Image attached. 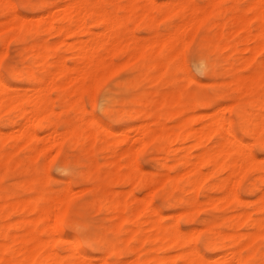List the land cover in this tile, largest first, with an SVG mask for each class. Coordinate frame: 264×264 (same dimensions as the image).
I'll use <instances>...</instances> for the list:
<instances>
[{
  "label": "bare ground",
  "instance_id": "bare-ground-1",
  "mask_svg": "<svg viewBox=\"0 0 264 264\" xmlns=\"http://www.w3.org/2000/svg\"><path fill=\"white\" fill-rule=\"evenodd\" d=\"M8 1L10 3L8 4L9 8L5 6L6 0H0L1 15L9 14V9L16 10V8L11 4V1ZM174 1H172V4H168V7L164 10V15H162L166 19H170L174 15L178 16L182 22L177 23V26L174 25L175 27H173V30L168 34L163 36L155 34L153 37L151 36L152 38H149L147 42L145 41V43H143L140 38L135 37L136 34L133 33H131V35L133 34L131 37L129 36L125 39L126 43L123 42L124 40L121 36L122 27L124 25L125 27L126 25H129L130 15L138 8V0H128V4L124 8L127 10V15L122 18L117 16L118 13L114 12V9L104 6L101 0H58L56 3L54 2V5L52 6L51 3L49 4L48 2H44L42 4L37 21L36 23L34 22L35 24H29L23 16L13 17L6 23L2 22L3 24L0 26V35H5L10 38L15 37L16 34H18V37L23 31L33 32L44 29L51 31L58 36L74 39L78 38V40H73L72 43L68 44L69 49L73 53L71 56L75 59L73 66H68L64 57L60 54V48L58 47L51 49L47 44H37L32 46L31 49L33 50L34 57L30 65H26L23 69L21 68L22 71L20 72L18 71L19 69H17V71H13L12 69L13 77H21V79L25 78L30 82L32 86L31 94L27 92L25 94L11 92V86L6 84L0 74V113L2 111L8 113L15 110L16 112H19L18 116L20 114L21 118L20 122H13L14 120L11 121V126L16 127V129H11V131L16 130V133H11L10 131V134H3L1 133L0 128V162L3 163L11 159L13 152H15V150H9V152L3 150L4 144L9 141L13 143V148H17L21 145L30 147L32 155L36 158L43 152L53 153V150H56L55 148L58 150L56 153H60L62 144L68 139L73 145L80 146L81 150L87 155L93 154V149L98 141H107L111 144L109 151L111 153L112 164H119L120 158L132 157V153H134V151L137 152V149H139L140 146L144 147L152 141L156 142L157 148L160 152L170 153L171 156L178 161V164L174 162L176 164L174 168H177V175L175 174L176 176L174 175L175 177H172L170 173L166 171L167 174L164 176H162L161 173H153L149 178L145 179L140 176L139 173L142 170L137 166V164H135V162V167L131 172L124 175L122 178L123 181H146L149 184H153L155 182L162 181L178 182L187 178L190 182L192 190L197 193L192 201L193 206H197L202 203L199 198V194L201 192V182L217 172H225L226 177L219 179L220 182L217 183V186L214 185L225 191L224 197H221L220 199L209 198L206 202L211 205L218 206L224 201L231 202L241 199L238 197L237 193H234L233 190V192H230V189H228L230 184L234 183L235 186L238 185L239 175L242 173L241 175L243 176L245 170L248 168L259 169L264 167L257 164L256 156L254 157L251 149L248 150L249 145H247V142H245L234 130L230 118L218 113L211 115L209 113H197L195 108L198 106L207 107L209 106V103L202 100L198 103L196 101L186 102L183 96L186 92L181 89V78L178 79L177 76L174 77V79H171L170 90L164 93L162 92L160 98L157 100H143L142 88L146 82L157 83L161 82L167 76H174L172 69L173 60L178 57L180 50L182 49L184 51L182 52L183 54H181L185 57L184 52L187 45L185 46L184 44L190 38V40H192V36L197 33L196 31H198L202 22L208 14L211 13L210 10L214 8L219 0H208V4L210 5L209 8L203 9L200 8V6L198 7V4L194 3V0ZM164 2L166 3V1ZM52 8H54L53 10L55 11V14L49 18L50 16H48V14ZM142 8L144 11L141 10L142 12L138 22L148 17L147 13L149 10H145L146 7ZM247 9L248 8H246V10ZM247 11L251 13V16L245 14L246 12L234 14L232 23L230 24L232 31H234L236 36L243 33L242 37L244 38L243 40H245L243 42L247 44L248 49H251V47L254 46V48L258 49V51L264 50V0H250L249 10ZM163 22L162 24H164ZM136 23L137 22L133 24L136 25ZM253 23L257 25V27L255 26L257 31L255 32L252 31ZM96 26L102 27L103 32H101L102 30H100L101 33L94 32L93 27ZM222 30L221 32H219V30V33L217 32L218 40H220V45L218 46L219 51L231 46V43L227 42L225 34ZM189 32L191 37L189 35V38L187 37L188 40L186 41V34ZM8 33H11L12 35L9 36ZM82 33H86L87 35H85L89 36V39L88 37L87 39L86 37L85 39L83 37V39H80L79 37ZM191 33L194 34L192 35ZM234 34L232 35L234 36ZM65 38L63 39V42H65ZM8 42L9 41H7V43ZM130 43L131 45H134V47L128 50V62L126 61V63L122 64V66L112 62H107L109 56L113 57L112 54L120 49L124 50ZM251 43L252 45H250ZM59 44L60 43H58V45ZM233 46H236V48L238 47L237 44H233ZM103 47L105 48V51H107V55L101 53V48ZM209 47V44L202 47V54L197 59L196 66L199 71H202L209 76H214V62H212L210 58ZM51 51L53 52L52 56ZM4 55H6V52L3 53L2 56L0 53V58L4 57ZM51 57L55 58V61L52 63L49 62V58ZM138 58H143L144 64L141 67L140 74L129 83L131 88L138 89L139 91V94L134 97L133 101L130 100L133 104L129 117L135 122L132 127L122 129L120 132H114L92 117L85 123L82 119V124H78L74 127L73 124L71 125L72 128L68 127L69 130L67 129L68 131L66 133H60L58 128L52 124V120H50V115L52 113L50 92L53 89L63 91L66 95L64 98L70 100L69 105L73 108H77L78 111L85 113L86 109L83 107L84 103L82 104V94L87 90H91V93L96 91L103 76L106 74L110 76L115 74L119 71V68L123 67L124 69V67L131 64L132 60L134 62ZM183 60L182 62H184ZM38 66L42 68L43 71L41 72H44L43 74L40 71V75L37 74L38 72L36 73ZM183 66L185 65L183 64ZM245 66H248V63H245ZM184 68H186V66ZM186 70L184 69V71ZM191 79L193 81V78L190 74H188L185 80L188 82L189 80L191 81ZM233 82L236 87L239 90L244 91V93H253L256 87L264 85V61L260 63V66L253 74L250 72V75L246 76L235 75ZM182 84L185 86L187 83L184 85L183 82ZM117 93L118 92L115 90H110L104 94L101 102V108L105 114L117 117L120 116L119 114H116V105L118 103V100H116ZM152 94L153 93H151V95ZM93 97L94 95L92 94L91 98ZM149 106L152 113L147 111ZM255 107H258L262 111L264 108L263 100L256 104L254 108ZM226 108H229V106ZM193 111L195 113L190 114ZM236 112L238 114L239 122L244 125L249 136H253L257 139L259 144L264 147V113H259V115L253 117V113H250L249 111L243 112V108L240 104L236 106ZM147 115L156 119V127L151 126V122H148L147 120ZM170 121L173 125H168V122ZM100 127L102 130L99 129ZM37 128L48 130V134L44 133V135L47 136L45 137L43 144L41 143L42 139L37 132ZM129 129H133L136 133L133 142L140 145L139 148L135 147L136 145L127 149L122 147L124 142L127 144L129 143L131 137V135H129L130 133H128ZM120 135L123 137H120ZM213 138L216 139V142L214 139L215 143H211V146L209 144ZM188 142L191 145H188ZM176 144H186L187 147L191 146L192 149L197 150L198 154L196 153V155H193L195 157L192 155L190 156L192 153L188 155L191 150H189V147L188 153H184V155H181V153L178 154V151L183 149L180 148L181 146L173 148V145ZM182 147H184V150L187 148L185 146ZM98 148L99 147H97V149ZM17 150H19V148H17L16 151ZM135 154L136 153H134V155ZM133 157L135 158V156ZM133 157L128 159V162L131 159L132 161L135 160ZM263 158L264 157H262V159ZM130 164L134 166L133 162ZM72 166V162L65 160L62 165V173L70 172ZM210 167L213 169L212 172H208L209 174H207L206 171V173H204L203 169ZM94 168L96 167L94 166ZM88 176V173H84L81 178L85 179ZM231 181L234 182L231 183ZM158 186H160V184ZM158 186L155 189H158ZM236 187L234 189L237 190ZM151 192L152 191L149 192L150 195H148V193L146 194L148 197L140 200L141 203L139 202L136 211H131L133 214H128V205L125 200H122L123 197L122 199H118L117 197L106 198L109 202V210L117 213V224L119 221H127L134 226L129 231L128 237L130 240L132 239L137 242L138 245L136 247L134 246L132 251L136 253L138 257L133 259V261L130 260V262L132 261L130 264H245L247 260L245 258L246 256L244 257L242 255L243 249H247L248 252H250L249 256L252 259L256 258L259 251L256 247L257 241L264 238V205L260 208L262 215L259 218H255L251 213L246 210H242L239 213H236V215L232 214L234 216V221L228 226L230 227L228 232L217 233L216 230L217 235L229 243V251H227L228 253L226 251V253L219 252L220 250L217 248V244L215 242L208 241L211 249L218 252L212 258V256L207 257L206 255H203L198 250L193 243L191 233L188 232V234L184 235V232H182L177 224L178 222H175V224L170 227L165 226L162 223L164 215L153 205L151 198L153 192ZM69 195L70 194L67 190L53 197H49L46 192H41L38 196L35 195L37 197L35 199L26 198L21 200L15 198L11 201H8L7 198L1 196L0 214L3 213L5 208H8L10 213L15 214V216L18 213L21 216L20 219L13 225L12 229L7 230L8 228H0V238L3 240L0 241V264H94V262L92 263L90 258L83 253L77 245L72 244L73 246H71L70 244L69 246L72 248H69V254L65 253V255L58 247V241L61 239L63 240L60 236L59 225L67 213L68 202L71 197ZM259 200L262 204H264V189L262 190ZM188 211L189 212L185 211V217L188 221H192V213L190 210ZM178 217L177 219H179ZM41 222L45 223V229L43 232L38 227ZM241 226H247V228L250 227L252 230L247 233H238L237 230ZM147 243L151 244L153 248L151 252H149L143 260H141L140 255L143 251L142 247ZM113 246L114 245L107 243L106 250L111 252L115 251L116 248ZM169 248L175 249L178 253H176V255L162 254L163 249L168 250ZM118 252L119 250L117 253ZM103 259H105V257ZM125 262H123V264H125ZM126 264H129V262H126Z\"/></svg>",
  "mask_w": 264,
  "mask_h": 264
},
{
  "label": "rangeland",
  "instance_id": "rangeland-1",
  "mask_svg": "<svg viewBox=\"0 0 264 264\" xmlns=\"http://www.w3.org/2000/svg\"><path fill=\"white\" fill-rule=\"evenodd\" d=\"M10 1L11 4L16 8V10L9 9V14H0V26L3 23L8 22L11 18L18 16L25 17L26 21L29 24H35L38 15L40 14L42 4L44 2H48L49 4L51 3L52 6L54 5V2L56 3L58 0ZM164 1H166V3ZM172 1L174 0H138V8L130 15L129 25H126V27L124 25L122 27L121 36L124 40L123 42L126 43L125 39L129 36L131 37L133 34H136L135 37L140 38L143 43H145V41L147 42L149 38H152L155 34L163 36L171 32L173 30V27H175L174 25L177 26V23L182 22L181 19L175 15L170 19H166L163 17L165 8L168 7V4H172ZM101 2L107 8L114 9V12L118 13L117 16H119V18L127 15V10H125L124 8L128 4V0H101ZM174 2H176V0ZM194 3L198 4L197 6H200V8L202 9L209 8L210 6L208 4V0H194ZM8 4L10 3L8 0H6L5 6L9 8ZM249 4L250 0H219L215 5L216 7L214 6V8L210 10L211 13L208 14V16L205 18V22H202L198 31H196L197 33L194 34V32V35L191 33L193 35L192 40H190L191 38L189 39L190 41L188 40L190 32L186 34V41L188 40L189 43L187 41L184 44L185 46L187 45L184 52L185 57H183L182 55V52L184 51L182 49L180 50V54L178 55V57L175 58L172 62L174 76H167L161 82L157 83L146 82L142 88V97L144 101L145 99L157 100L158 98H160L162 92L164 93L170 90L172 78L174 79V77L176 76L178 77V79L181 78V89L186 92L185 94H183L184 100L186 102L196 101L197 103L202 100L209 103V106L207 107L198 106L197 108H195V111L197 113H209L210 115L218 113L220 115H225L227 118H230L234 130L245 142H247V145L250 146V148L248 146V150L251 149L254 157L256 156L257 164L264 167V158L262 159V157H264V147H262L257 139H255L253 136H249L247 130H245L244 125L239 122L238 114L236 112V106L240 104L243 108V112L249 111L250 113H253V117L259 115V113H264V108L262 111L258 107L254 108V106L261 100H263L264 102V85L256 87L253 93H244V91L239 90L233 82L235 75L246 76L250 75V72L251 74H253L260 66V63L264 61V50L258 51V49L254 48V46H252L251 49H248L247 44L243 42L245 41L242 37L243 33L236 36V34H234V31H232L230 25L232 23L234 14L236 13L246 12L245 14L251 16V13L247 11L249 10ZM142 7H146L145 10L147 11L149 10L147 13L148 17L138 22L141 16V12L144 11ZM246 8L248 9L246 10ZM53 9L54 8L50 10V13L48 12V16H50L49 18H51L55 14V11ZM134 21L137 22L136 25L133 24L135 23ZM162 22L164 24H162ZM252 26V31H257V25L253 23ZM93 30L96 33H99L100 30H102L101 32H103V28L98 26L93 27ZM221 30L224 32L227 42L231 43V46L229 48L223 49L222 51H219L218 46L220 45V40H218L217 32H221ZM131 33L133 34L131 35ZM85 34L86 33H82L79 38L81 39L83 37L85 39L86 37L87 39L88 37L89 39V36H86L87 34ZM232 34H234V36ZM8 35L11 36L12 34L8 33ZM17 35L18 34H16V36L13 38L6 37L5 35H0L1 56L6 52V55L0 58V74L6 84L8 86H11V92H17L21 94H25L26 92L29 94L32 93V86L30 82L25 78L21 79V77H13L12 72L14 70L17 71V69H19L18 71L20 72L23 68L26 67V65H30L34 57L33 50L31 49L33 45L47 44L51 49L58 47L60 48L61 52L59 53L62 54L68 66L74 65L75 59L73 56H71L73 55V53L69 49L68 44L72 43L73 40L77 41L78 38H65L44 29L33 32L23 31L21 34H19L18 37ZM64 38L65 42H63ZM7 41L9 42L7 43ZM58 43L60 44L58 45ZM207 44H209L210 46V58L212 62H214V76H209L204 72L199 71L196 66V61L202 54V47ZM233 44H237L238 47H234ZM250 45H252V43ZM132 47H134V45H131L130 43L124 50L120 49L116 51L114 54H112L113 57H108L107 62H112L114 64L122 66V64H125L127 60L129 61V55L127 54L129 53L128 50ZM101 53L107 55V51H105L104 47L101 48ZM52 54L53 52L51 51V56ZM109 59H111L112 61ZM182 60L184 62H182ZM54 61V57L49 58V62L52 63ZM244 62L248 63V66H245ZM182 63L186 66V68H184L185 66H183ZM143 64V58H138L134 62L132 60L131 64L124 67V69L123 67L119 68V71H117L115 74L111 76L106 74L105 76H103L96 91L91 93V90H87L86 92H84L82 94V104L84 103L83 107L86 109L85 113L78 111L77 108L71 107L69 105L70 100L64 98L66 97V95L63 91L53 89L50 92L51 96L49 95L50 104H52V113L50 115L52 124L58 128L60 133H66L69 128H72L71 125L74 124V127L78 124H82V119L85 123L92 117L101 122L104 126H106V128L114 132H120L122 129H128L132 127L135 122L129 117V113L132 110V101L134 97L139 94V91L138 89L131 88L129 86V83L140 74ZM184 69H187L188 71H184ZM39 71H43L40 66H38V68L36 69V73L38 72V75H40ZM41 73L43 74L44 72ZM187 73L190 74V76L193 78V81L192 79L188 82L185 80L188 76ZM183 82L184 85L186 83L187 84L183 86ZM110 90H115L116 92H118L116 95V100H118V103L116 105V114L120 115L118 117L105 114L101 108L103 96ZM151 93L153 94L151 95ZM92 94L94 95V99L91 98ZM227 106H229V108H226ZM118 108L121 110H119ZM147 111L149 113H152L150 106L147 108ZM4 113V111L0 113L2 114L0 115L1 133L10 134L11 129H16L15 126H11V121L14 120L13 122H20V114L18 116L19 112H16L15 110H12L5 114ZM192 113L195 112L193 111L190 114ZM10 115L12 116V118ZM147 120L148 122H151L152 127H156V119L154 117L147 115ZM169 124L173 125L171 121L168 122V125ZM99 129L102 130L101 127ZM15 131L12 130L11 133ZM47 131L48 130L42 128H37V132L40 138L43 140H41L42 144L45 137L47 136L44 135V133L48 134ZM128 133H130L129 135H131L129 143L127 144L124 142L122 147L124 149H127L136 145L135 147L139 148L140 145L133 142L134 137L136 136L134 130L129 129ZM120 137L123 136L120 135ZM214 139L215 138L212 139L213 141L211 140L209 145L212 146L211 143L214 144L216 142V139L215 142ZM186 144H176L173 145V148L181 146L180 148H182L183 150L178 151V154L181 153V155H184V153H188V147L189 150L191 149L188 155L190 153H192L190 154V156L196 155V153L198 154L196 149H192L191 146L187 147ZM110 145L111 144L107 141H98L93 149V154L87 155L81 150L80 146L73 145L72 142L68 139L62 144L60 153H56V151L58 150L57 148H55L56 150H53V153L43 152L36 158L32 155L30 147L21 145L17 147L19 148V150L16 151L17 148L12 147V142H6L3 146V150L6 152H9V150H15L16 153L13 152L11 159L7 160L6 162H0V165L2 166H0V198L1 196H3L7 198L8 201H11L15 198L21 200L26 198L35 199L37 198L36 196H38L41 192H46L49 197H53L67 190L70 194L69 196L71 197L68 202L67 213L59 225L60 236L63 238V240L61 239L60 241H58V247L60 251L65 255V253L70 252L69 248H72L71 246L77 245L83 251V253H85L90 258L92 263L94 262V264H101L102 260V264H123V262L125 261L127 263L129 262L130 264L133 259L138 257L136 253L132 251L134 246L136 247L138 244L137 242H135V240L131 239V241L128 237L129 231L134 226L127 221H119V223L117 224V213L109 210V202L106 198L117 197L118 199H122L123 197L122 200H125L128 205V214H133V212L131 211H136L139 202L141 203L140 200L148 197V195H150L149 192L152 191L153 194L151 195V198L153 205L158 208L165 216H163L162 223L165 226L170 227L174 225L175 222H178L177 224L179 225L182 232H184V235L188 234V232L191 233L193 243L198 248V250L203 255H206L207 257L212 256V258L218 252L211 249L208 241L215 242L217 244V248L220 250L219 252L226 253L227 251H229V243L226 240L220 238L217 233L228 232L230 230V227L228 226L234 221V216L232 214L236 215V213H239L242 210H246L255 218H259L262 215L260 208L264 204H262L259 199L262 190L264 189V168H248L247 170H245L243 176L241 175V173V176L239 175L238 177L239 181L238 185H236L238 187L234 185V181H231V183L233 184H230L228 189H230V192L233 190L234 193H237L238 197L241 199H237L231 202L224 201L218 206L211 205L206 201H208L209 198L220 199L221 197H224L225 191L222 188H218L216 186L218 185L217 183L220 182L219 179H223V177H226V173L217 172L216 174L210 175L208 179L203 180V182H201L200 184L201 192L199 194V198L202 203L197 206H193L192 201L197 193L192 190L190 182L187 178H184L178 182L162 181L155 182L153 184H149L146 181H123L122 178L124 177V175L131 172L135 167V164H137V166L142 170L139 174L142 178L145 179L149 178L153 173H161L162 176H164L167 174L166 171L170 173L172 177H175L177 175V168L174 167L176 166V164H178V161L174 159L170 153L160 152L157 148L156 142L151 141L144 147L140 146L139 149L136 148L137 152L134 151L136 150L134 149L133 151L136 154L134 155V153H132V157L135 156V158L133 157L135 160L132 161L131 159V162H128V159L132 158L131 156L130 158H120V163L122 164L111 163L112 158L109 151ZM188 145L191 144L188 142ZM182 146H185L187 148H185L184 150V147ZM97 147L99 148L97 149ZM65 160L72 162L73 166L71 167L70 172L62 173V165L64 164ZM132 162L133 164L136 162L134 166L130 164ZM168 164H170L171 166ZM94 166L96 168H94ZM203 170L204 173H206L207 171V174H209L213 169L210 167L204 168ZM83 172L89 174V176L85 179L81 178L82 174H84ZM23 183L26 185H24ZM159 184L160 186H158ZM152 185L154 186V188ZM156 185L159 187L158 189H155L157 187ZM235 187L237 188V190L234 189ZM147 193L148 195L146 196ZM188 210H190L192 213V221H188L185 217V211L189 212ZM1 214L0 228H8L7 230L12 229L13 225L20 219L21 216L18 213L16 214V216L15 214L10 213L8 208H5V210ZM177 214H180L179 217ZM177 217L179 219H177ZM175 219H177L178 221ZM62 223L64 226L62 225ZM38 227L43 232L45 229V223H39ZM251 230L252 229L250 227L247 228V226H241L239 227L237 232L247 233L251 232ZM259 240V243L257 241L256 245L259 251L255 259H252L249 256L250 252H248L247 249L242 250V255L244 257L246 256L245 258L247 260L245 264H264V238ZM0 241L3 240L0 238ZM107 243L114 245L113 247H115L116 250L113 252L106 250ZM70 244L71 246H69ZM152 248L153 247L151 244H144V246L142 247L143 251L140 255L141 260H143L146 255L151 252ZM118 250L119 254L117 253ZM176 253L178 252L172 248H169L168 250H162V254L165 255H176ZM103 256L105 257V259H103ZM130 260L132 261L130 262Z\"/></svg>",
  "mask_w": 264,
  "mask_h": 264
}]
</instances>
